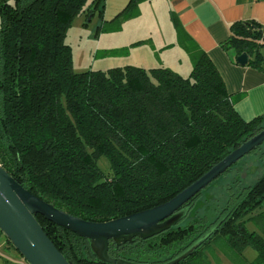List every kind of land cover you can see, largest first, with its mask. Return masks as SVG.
<instances>
[{"label":"trees","instance_id":"obj_1","mask_svg":"<svg viewBox=\"0 0 264 264\" xmlns=\"http://www.w3.org/2000/svg\"><path fill=\"white\" fill-rule=\"evenodd\" d=\"M142 1L128 0L100 29L119 31ZM85 2L0 0V164L54 207L102 222L169 200L258 133L264 114L239 117L217 68L176 19L191 63L186 77L162 66L73 71L66 31L85 9L86 20L101 15L106 0ZM220 45L247 53V65H264V28L251 22L233 24ZM246 156L261 164L248 184ZM221 176L223 191L213 196ZM216 179L159 231L108 240L106 256L125 264H217L218 252L232 264H264V142ZM34 216L70 264H112L89 239ZM247 247L256 253L250 261Z\"/></svg>","mask_w":264,"mask_h":264},{"label":"crops","instance_id":"obj_2","mask_svg":"<svg viewBox=\"0 0 264 264\" xmlns=\"http://www.w3.org/2000/svg\"><path fill=\"white\" fill-rule=\"evenodd\" d=\"M127 1L116 2L114 12H119ZM107 3L109 4V0H106L105 6ZM142 11L149 12V25L152 28L161 29V26L158 27L154 23L161 18L162 21H167V26L169 22L176 32L173 23V19H176L184 36L204 51L217 68L233 100V108L241 119L249 121L264 114V65H240L236 61L235 51L224 50L220 45L231 34V26L235 23L251 22L259 28H264V0H145L139 4V16ZM123 21L125 20L121 21V25ZM138 41L142 43L134 50L145 53L141 57L146 58L144 65L149 68L162 66L178 72L179 66L183 65L190 71L191 63L183 46L178 43L177 35L176 39H168L165 35L155 37L154 32H150L146 38L133 42ZM167 51H173V56H165L163 53ZM154 57L158 58V63L153 61ZM241 163H245L243 170L253 171L252 175L241 173L243 183L253 182L261 172L260 162L253 156H247ZM0 264H28L2 233Z\"/></svg>","mask_w":264,"mask_h":264},{"label":"water","instance_id":"obj_3","mask_svg":"<svg viewBox=\"0 0 264 264\" xmlns=\"http://www.w3.org/2000/svg\"><path fill=\"white\" fill-rule=\"evenodd\" d=\"M248 59L245 52L236 56L240 65H245ZM263 142L264 127L169 200L102 222L84 220L54 207L21 186L0 164V232L28 264H70L36 220L34 214H40L89 239L102 260L112 264H125L106 256L108 240L133 235L147 236L159 231L166 224L164 220Z\"/></svg>","mask_w":264,"mask_h":264},{"label":"rangeland","instance_id":"obj_4","mask_svg":"<svg viewBox=\"0 0 264 264\" xmlns=\"http://www.w3.org/2000/svg\"><path fill=\"white\" fill-rule=\"evenodd\" d=\"M119 0H109V4L104 6L101 15L98 11H95L89 19L86 20L85 17L86 9L77 15L71 22V25L66 31L65 42L70 46L71 49V59H72V68L75 72H82L85 70H106L110 67H122L125 65H134L141 66L143 68H149V66L144 65L146 61L144 52L135 51V48L140 45H130L133 41L137 39H144L150 35V32H154L155 37L158 35H165L168 39H176V32L172 28L171 24L166 20L157 19L154 21L158 27L161 26V29L149 25L151 21L149 12L142 11V15H138L131 20L123 21L121 29L119 31H102L99 27L102 20H110L116 13L114 8L116 2ZM91 0H86L85 8ZM106 3V2H105ZM146 6V5H143ZM153 29V30H152ZM127 47V48H126ZM125 48L124 50H121ZM165 56H173L172 52L163 53ZM158 55V54H157ZM163 58V57H161ZM153 61L158 63V58L154 57ZM176 72L181 76H187L189 69L185 66H179V70ZM247 157V156H246ZM244 157V158H246ZM255 160H257L255 158ZM244 165L245 163H241ZM99 167L104 173L108 172L107 162L101 158L98 162ZM252 175V169L243 170L244 173ZM260 174V173H259ZM257 174V175H259ZM224 176L216 179L215 182H219L217 189H212L213 196H219L223 191V181ZM256 178V175L253 176V180ZM220 180V181H219ZM252 180V179H251ZM252 180V181H253ZM246 184V181H244ZM264 209V205L262 207ZM248 228L252 229L253 223H248ZM218 254L217 264H232L224 255ZM255 251L247 247L244 250V257L247 261H250L255 257ZM213 262V261H212Z\"/></svg>","mask_w":264,"mask_h":264}]
</instances>
